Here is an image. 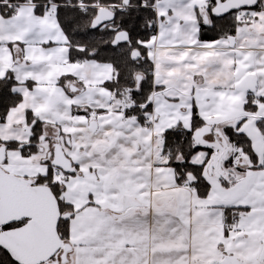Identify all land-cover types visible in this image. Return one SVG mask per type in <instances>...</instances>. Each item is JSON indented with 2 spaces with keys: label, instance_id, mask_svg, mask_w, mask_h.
<instances>
[{
  "label": "snow or ice",
  "instance_id": "1",
  "mask_svg": "<svg viewBox=\"0 0 264 264\" xmlns=\"http://www.w3.org/2000/svg\"><path fill=\"white\" fill-rule=\"evenodd\" d=\"M0 264H264V0H0Z\"/></svg>",
  "mask_w": 264,
  "mask_h": 264
}]
</instances>
